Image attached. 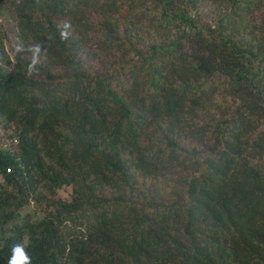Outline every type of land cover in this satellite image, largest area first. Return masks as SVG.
<instances>
[{"label":"trees","instance_id":"1","mask_svg":"<svg viewBox=\"0 0 264 264\" xmlns=\"http://www.w3.org/2000/svg\"><path fill=\"white\" fill-rule=\"evenodd\" d=\"M1 28L0 264H264V0H0Z\"/></svg>","mask_w":264,"mask_h":264},{"label":"clouds","instance_id":"2","mask_svg":"<svg viewBox=\"0 0 264 264\" xmlns=\"http://www.w3.org/2000/svg\"><path fill=\"white\" fill-rule=\"evenodd\" d=\"M8 264H31V258L22 244L13 245L12 255L8 260Z\"/></svg>","mask_w":264,"mask_h":264},{"label":"rangeland","instance_id":"3","mask_svg":"<svg viewBox=\"0 0 264 264\" xmlns=\"http://www.w3.org/2000/svg\"><path fill=\"white\" fill-rule=\"evenodd\" d=\"M210 7H211L212 10L214 9V6H213V5L210 6V5H209V2H205L204 5H203V7H202V9H201V12H202V19H203L205 22H206V21H209V20H207V19L212 18L213 15H214V13H207V12H206ZM0 33H1L5 38H7V37L10 36L9 33L6 32V31H4L2 28H1ZM0 43L2 44V41H0ZM56 197H57V196H56ZM56 197H55V198H56ZM31 206H32V208H31V211H32V209H34V204L31 203ZM31 211H30V213H31ZM27 212H28V210L26 209V210L24 211V215H23V216H26V215L28 214ZM30 213H29V214H30ZM34 216H35V215H34Z\"/></svg>","mask_w":264,"mask_h":264}]
</instances>
